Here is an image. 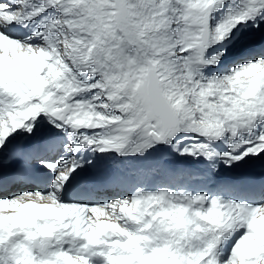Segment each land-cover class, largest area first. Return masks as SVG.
Here are the masks:
<instances>
[{
	"label": "snow or ice",
	"instance_id": "snow-or-ice-1",
	"mask_svg": "<svg viewBox=\"0 0 264 264\" xmlns=\"http://www.w3.org/2000/svg\"><path fill=\"white\" fill-rule=\"evenodd\" d=\"M0 264H264V0H0Z\"/></svg>",
	"mask_w": 264,
	"mask_h": 264
}]
</instances>
